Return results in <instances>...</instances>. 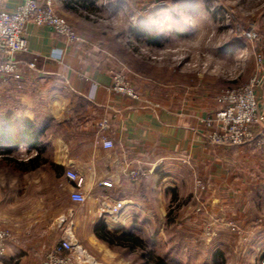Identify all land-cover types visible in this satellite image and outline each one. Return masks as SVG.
I'll list each match as a JSON object with an SVG mask.
<instances>
[{"label":"crops","instance_id":"0c3cea01","mask_svg":"<svg viewBox=\"0 0 264 264\" xmlns=\"http://www.w3.org/2000/svg\"><path fill=\"white\" fill-rule=\"evenodd\" d=\"M22 1L0 0V9L13 12ZM74 30L80 38L69 41L49 26L28 23L27 51L13 57L19 79L0 75V123L29 119L45 124L44 149L27 156L39 154L41 160L13 169L9 189L0 181V228L12 234L0 263L43 264L62 235L63 227L51 222L59 214L73 219L83 248L106 264H124L96 235L106 199L138 205L127 228L147 234L163 251L159 256L197 264L224 247L236 249L241 243V248L243 239L225 226L218 225L211 242L201 233L206 225L227 220L249 232L262 228L255 208L264 200V145L221 146L207 137L217 125L207 126L205 120L223 107L216 100L222 89L188 75L172 83L152 82L155 94L148 79L132 81L135 73L124 70L84 31ZM9 59L0 51V63ZM122 71L137 98L112 89L113 74ZM256 92L263 113L264 76ZM105 119L108 126L101 129ZM103 136L112 148L102 147ZM133 169L144 174L134 180ZM68 170L83 178L84 203L70 198L74 183ZM55 186L60 194H54Z\"/></svg>","mask_w":264,"mask_h":264},{"label":"rangeland","instance_id":"374dc122","mask_svg":"<svg viewBox=\"0 0 264 264\" xmlns=\"http://www.w3.org/2000/svg\"><path fill=\"white\" fill-rule=\"evenodd\" d=\"M56 2L54 10L59 16L73 29L84 31L99 42L124 66V70L135 73L132 81L138 80L140 76L148 79L150 85L155 86V94L156 85L152 82L172 83L188 75L212 82L222 90L244 86L252 78L260 80L264 76V0ZM259 58L261 64L258 69ZM126 71H122L124 75ZM131 88L138 96L137 90L133 86ZM208 120H205L206 125ZM216 122L212 121L211 125ZM12 171V167L0 161V181L6 189L13 185L15 175ZM60 191L61 188L55 186L54 194H60ZM263 201L260 200L255 208L258 209L256 220L262 226L260 231L257 228L246 231L231 220L221 221L217 226L206 225L201 233L209 242L217 237L220 225L238 238L241 237L243 245L240 248L239 243L236 249L224 247L223 252L218 250L207 262L197 264H264ZM60 217L59 214L52 215L54 228H61ZM99 224L118 231V234L132 229L127 226L120 229L108 227L103 219ZM133 231L145 237L147 247L152 248L155 254L159 255L160 251L163 255L162 250L157 251V246L151 245L147 234L135 229ZM110 248L117 253L116 260L120 258L124 264H149L141 258L140 250L130 251L119 246ZM87 253L97 262L106 264L91 252ZM162 257L171 264H182L169 254Z\"/></svg>","mask_w":264,"mask_h":264},{"label":"built area","instance_id":"2783aa9c","mask_svg":"<svg viewBox=\"0 0 264 264\" xmlns=\"http://www.w3.org/2000/svg\"><path fill=\"white\" fill-rule=\"evenodd\" d=\"M28 23L49 26L69 41H77L80 38L70 24L55 12L50 0H46L43 4L36 0H23L13 12L0 9V51L10 58L0 63V75L5 79H19L20 77L13 57L27 51L25 31ZM260 64L259 58L258 69ZM112 80L113 90L132 98L138 97L123 72L114 73ZM258 84L259 79L255 77L244 86L224 89L218 93L216 100L223 107L213 114L210 121L208 120L209 125L212 121H217V128L212 129L207 135L209 142L221 146L264 143V121L260 114L259 98L256 92ZM107 126L108 119L100 123L101 129ZM99 142L103 148L113 147V142L104 136L99 138ZM140 174L144 172L134 169L130 171L134 180ZM66 176L74 183L70 194L71 200L84 203L86 196L80 191L83 178L69 170L66 171ZM139 211L138 205L133 201L106 199L99 217L105 220L110 227L120 229L130 224ZM59 221L63 227L62 235L47 250L43 264H101L94 260L78 242L73 231V219L70 216H61ZM10 240H12L10 230L0 228V257L4 255Z\"/></svg>","mask_w":264,"mask_h":264},{"label":"trees","instance_id":"16d2710c","mask_svg":"<svg viewBox=\"0 0 264 264\" xmlns=\"http://www.w3.org/2000/svg\"><path fill=\"white\" fill-rule=\"evenodd\" d=\"M45 124L29 119L0 123V161L17 170L35 166L41 157L39 154L27 158L33 150L42 151L45 147ZM16 155V156H15ZM134 229L109 231L103 225L96 227V235L110 246H119L130 251L140 250L141 258L149 264H171L166 258L155 254L148 248L145 240Z\"/></svg>","mask_w":264,"mask_h":264},{"label":"water","instance_id":"95a60500","mask_svg":"<svg viewBox=\"0 0 264 264\" xmlns=\"http://www.w3.org/2000/svg\"><path fill=\"white\" fill-rule=\"evenodd\" d=\"M260 114H261V117H262V119H263V121H264V112H263V113L260 112Z\"/></svg>","mask_w":264,"mask_h":264}]
</instances>
